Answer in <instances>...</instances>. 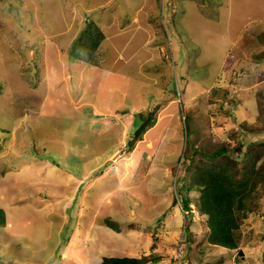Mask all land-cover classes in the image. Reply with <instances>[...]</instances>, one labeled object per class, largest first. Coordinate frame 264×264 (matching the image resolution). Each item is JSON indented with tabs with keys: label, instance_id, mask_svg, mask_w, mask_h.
I'll return each mask as SVG.
<instances>
[{
	"label": "rangeland",
	"instance_id": "374dc122",
	"mask_svg": "<svg viewBox=\"0 0 264 264\" xmlns=\"http://www.w3.org/2000/svg\"><path fill=\"white\" fill-rule=\"evenodd\" d=\"M77 44L89 58H74ZM135 111L140 125L160 121L154 141L166 132L155 148L139 150ZM256 128L264 130V0H0V264H53L54 247L59 261L62 210L45 204L67 193L58 162L86 174L82 147L95 162L111 158L96 172L122 162L133 170L136 148L139 176L160 172L182 214L179 225L154 222L151 251L160 249L135 264H176L179 245L181 264H264V179L238 215L231 249L208 241L197 185L208 167L228 161L245 173L250 140L264 138ZM252 162L261 168L264 155ZM145 183L126 182L152 208L158 197ZM103 185L97 180L83 200ZM133 196L121 193L128 213L140 206ZM70 207L68 215L78 211ZM160 257L170 262H153Z\"/></svg>",
	"mask_w": 264,
	"mask_h": 264
},
{
	"label": "crops",
	"instance_id": "0c3cea01",
	"mask_svg": "<svg viewBox=\"0 0 264 264\" xmlns=\"http://www.w3.org/2000/svg\"><path fill=\"white\" fill-rule=\"evenodd\" d=\"M135 113L134 126L138 124L137 121H139L140 125L144 119V117H142V120L138 118L142 111L141 113L140 111H135ZM159 123L160 121L156 120L150 125V127H148V130L146 131V140L140 139L142 142L138 144V146L141 145V147L139 146V150L149 149V143L155 148L158 141L163 139L162 136L166 133L165 131L159 140L154 141L151 138L152 132L157 129ZM173 131L176 133L175 129H173ZM83 150L84 147H82V152ZM82 152H79L78 158L87 162L85 169L86 174L84 176L78 175L71 170L66 171L61 163L58 162L57 164L62 171L61 173L64 179H66V185L64 188L67 193L66 196L62 198L53 197L51 200H47L48 203L45 204V208L48 211H51L52 208L59 210L61 207L62 215H60V217L63 218L60 221V225L56 224L57 227H54V230L57 232L56 246H59L60 251V256L58 257L59 261L54 259V247L49 254V257L51 258L47 263L102 264L104 259L122 257L139 258L144 252L145 254L158 252L159 250L157 249L160 248H154L151 251L154 243L152 241L154 232L157 231L159 234L157 228L154 227V229H152L154 222L164 224L165 226L173 223L179 225L182 216L180 210L176 209L175 205L172 203L170 191L165 189L166 186H160V184L166 183L160 172H154L152 175V172L150 171L148 174L146 173L145 176H139L141 172H137L139 171L137 164L140 153L136 148L133 151V156L138 158H135L134 160L135 165H133V170L129 171L127 170L128 166H123L125 162H122L121 166L124 167V169L121 168V170H117L110 167L104 171L97 170L96 172L97 165L99 169V167H101L100 164L109 161L111 158H109V160L98 159L95 162L96 155L94 153L91 157H86L80 154ZM76 162L79 161L76 160ZM153 164V166L157 165L158 168L161 166L164 170L167 168L166 165H159V163L155 161ZM40 171L41 170L39 169V171H35V173L39 174ZM109 177H112L113 182H115V185L112 187H106L107 184L102 181ZM142 178H144V182H146L147 192L154 193V195L158 197L156 202L150 205L152 208H146L145 205H141L145 200V193L138 191L135 188H130L131 186L126 184L127 181ZM97 180L104 184L102 188H99L100 194L98 195V198L95 197L94 199L91 197L84 201L83 197L85 192ZM109 183L111 182L108 181V184ZM137 184L139 186L141 182ZM124 191H130L131 194L134 195L133 197L137 198L140 202V206H137L136 210H131V213H128L127 205L121 197V193ZM81 192H83V194L80 199ZM93 194L95 196V192H93L92 195ZM42 195L44 196L45 194ZM73 202L78 206V211H70V215H68V210L71 208L70 205ZM159 202L164 206V210H159V205H161ZM3 209L7 211L5 207H3ZM148 210L150 211L149 216L147 215ZM154 210L156 211L152 213ZM71 218L75 219L74 223ZM64 221L65 223H63ZM66 230L70 233L64 234V231ZM160 234L163 238V234L161 232ZM164 235H168V233L165 231ZM144 243L150 245V251H147L148 248L146 245H143ZM161 260V262H164L165 260L170 262L168 257ZM30 262L35 264H46L44 259L30 260Z\"/></svg>",
	"mask_w": 264,
	"mask_h": 264
},
{
	"label": "trees",
	"instance_id": "16d2710c",
	"mask_svg": "<svg viewBox=\"0 0 264 264\" xmlns=\"http://www.w3.org/2000/svg\"><path fill=\"white\" fill-rule=\"evenodd\" d=\"M84 49L77 44L71 49V53L75 54V59L89 58L82 56ZM149 124L151 125V122ZM149 124L146 121L140 126L139 124L136 125V139H141L142 133L150 127ZM262 131L264 130L252 129V134L258 135ZM249 149H251V152L248 154L250 158L248 170L241 173V176L237 175L239 170L235 162L231 163L230 161L226 164L222 163L208 167L206 173L198 176L197 185L201 188L199 207L201 213L207 215L208 241L215 245L230 249L238 247L235 236L236 229L240 226L238 215L246 209V202L256 189V182L264 179V166L257 169L256 162H252L254 158L264 155V138L260 136L256 140H250ZM226 151V147H223L216 150L214 154L218 156L226 154ZM251 173L253 176H251ZM5 218V211L0 208V226L6 224ZM240 253H242L241 250ZM171 258L173 262H177L174 255H171ZM158 260H161V257L153 259L154 262ZM137 261L136 258L122 257L104 259L102 264H135Z\"/></svg>",
	"mask_w": 264,
	"mask_h": 264
},
{
	"label": "built area",
	"instance_id": "2783aa9c",
	"mask_svg": "<svg viewBox=\"0 0 264 264\" xmlns=\"http://www.w3.org/2000/svg\"><path fill=\"white\" fill-rule=\"evenodd\" d=\"M182 254H183V250H182L181 245H179L177 248L176 254L174 255L175 258L177 259L178 264H181Z\"/></svg>",
	"mask_w": 264,
	"mask_h": 264
},
{
	"label": "clouds",
	"instance_id": "9594fccd",
	"mask_svg": "<svg viewBox=\"0 0 264 264\" xmlns=\"http://www.w3.org/2000/svg\"><path fill=\"white\" fill-rule=\"evenodd\" d=\"M176 264H178V262H175Z\"/></svg>",
	"mask_w": 264,
	"mask_h": 264
}]
</instances>
